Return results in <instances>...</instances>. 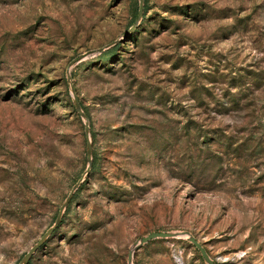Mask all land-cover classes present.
Segmentation results:
<instances>
[{
	"label": "rangeland",
	"instance_id": "1",
	"mask_svg": "<svg viewBox=\"0 0 264 264\" xmlns=\"http://www.w3.org/2000/svg\"><path fill=\"white\" fill-rule=\"evenodd\" d=\"M135 3L0 0V264L84 173L67 70L92 166L30 264H264V0Z\"/></svg>",
	"mask_w": 264,
	"mask_h": 264
},
{
	"label": "water",
	"instance_id": "2",
	"mask_svg": "<svg viewBox=\"0 0 264 264\" xmlns=\"http://www.w3.org/2000/svg\"><path fill=\"white\" fill-rule=\"evenodd\" d=\"M143 10V4L142 0H138V12L136 15V18L134 20L135 26L139 19L141 18ZM115 42H112L105 47H103L101 50H105L109 48L111 45H113ZM68 71V70H67ZM66 71V77L67 82L69 85V90L71 93V100H72V107L74 111L77 113V115L84 120V135H85V141H86V167L84 170V173L82 176L77 180V182L71 187L70 191L68 192L67 196L65 197L64 201L60 205L58 209V213L55 217V220L53 224L48 227L42 235L38 238V240L23 254L21 259L18 261L17 264H28L30 259L33 257V255L45 244V242L50 238V236L55 232V230L58 228V226L61 223L63 214L68 206V204L71 202L72 197L76 190L80 187V185L83 183L84 178L88 175L91 166H92V155H91V141L89 138V126H88V120L84 112L82 111L79 102L74 96V89L70 83V76L69 73ZM154 239H184L187 240L192 246L198 250L201 258L206 264H214V261L209 257L206 250L203 248V246L193 237L189 232L186 231H178V232H150L146 234L143 237H140L138 240H136L131 248L128 251L127 254V264H133V254L134 252L139 249L141 246L145 245L149 241H152Z\"/></svg>",
	"mask_w": 264,
	"mask_h": 264
},
{
	"label": "trees",
	"instance_id": "3",
	"mask_svg": "<svg viewBox=\"0 0 264 264\" xmlns=\"http://www.w3.org/2000/svg\"><path fill=\"white\" fill-rule=\"evenodd\" d=\"M145 10H146V6L144 7V11H145ZM137 12H138V10H137V5H136V3H135V4H134V7H133V10H132V18H133V21H134L135 18H136ZM112 53H113V51H108V52L103 53V54L101 55L100 60H102V61L107 60V59H108V56L111 55ZM94 164H95V162H94ZM28 264H30V261L28 262Z\"/></svg>",
	"mask_w": 264,
	"mask_h": 264
}]
</instances>
